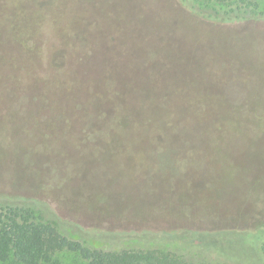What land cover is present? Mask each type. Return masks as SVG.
I'll list each match as a JSON object with an SVG mask.
<instances>
[{
  "label": "rangeland",
  "instance_id": "rangeland-1",
  "mask_svg": "<svg viewBox=\"0 0 264 264\" xmlns=\"http://www.w3.org/2000/svg\"><path fill=\"white\" fill-rule=\"evenodd\" d=\"M9 1L0 0V20L7 24L0 29V206L30 210L88 248L155 247L201 264H264V0L224 7L193 0H73L83 22L70 33L84 37L71 41L60 34L49 38L47 19L42 25L19 20L34 0L20 1L22 13L7 14ZM61 27L66 32V23ZM50 45L98 48L102 57L109 54V63L98 57L85 64L88 70L76 66L79 76L62 65L74 90L55 84V91L34 80L41 90L33 92L27 76L32 64L40 75L62 76L45 57ZM189 46L205 54V62L187 54L175 60ZM137 49L145 55L135 58ZM156 49L166 51L175 70L189 73L196 85L186 110H197L206 99L215 113L211 127L231 118L242 132H252L244 157H215L213 147L174 157L166 131V157H109V119L100 113L102 121L95 123L97 112L84 106L87 91L77 88L94 89L117 57L132 71L142 64L137 59H154ZM233 142L224 136L222 143ZM224 230L236 232L199 237ZM54 256L58 264L83 261L69 250Z\"/></svg>",
  "mask_w": 264,
  "mask_h": 264
},
{
  "label": "trees",
  "instance_id": "trees-1",
  "mask_svg": "<svg viewBox=\"0 0 264 264\" xmlns=\"http://www.w3.org/2000/svg\"><path fill=\"white\" fill-rule=\"evenodd\" d=\"M20 1L22 0L17 2L10 0V5L8 3L10 8L9 6L4 8L7 14H10V9L22 13L26 6L21 5ZM34 1L28 8L30 12L19 20L31 21L33 24L39 22L42 25L43 21L47 19L49 34H51L49 38L55 34L64 35L69 41L73 37L77 39L79 36L84 37L83 34L79 35L77 32L70 33L73 28H78L79 24L83 22V17L77 11L72 10L75 1ZM193 1L206 7H224L233 3H239L240 6L250 5L247 0ZM253 2L256 4V1ZM262 14L260 13V15ZM8 18H10V24L12 21L16 27L15 18L13 16ZM12 18L13 20H11ZM62 22L68 26L67 33L63 32ZM6 25L4 19L0 20V29ZM66 46H68L66 49L64 47L53 49V46L50 45L44 50L45 57L47 55L49 58V66L54 67L57 74L62 71V76L52 75L49 77L47 75L49 72L40 75L36 64L28 67L27 76L30 77L28 88L31 91L41 90V87H36L34 80H38L39 84L40 81H43L44 84L45 82L49 83L47 87L55 91V84L62 86L58 87L57 90H61L63 87L68 88V90L73 89L77 86L69 74L80 75L76 66H79L80 69V65L83 64L84 70H88L89 66L85 64L89 63L90 65L93 61H97L98 57H100L99 59H107L109 63V54L104 52L106 56L102 57L103 53L99 52L103 50L98 48H90L87 45L86 47ZM190 46L184 48L183 52L186 53L178 51L181 55L178 54L179 56L175 60H182L187 54L190 59L205 62L207 58L205 54H200L199 51L193 50ZM168 51L173 53L171 50ZM141 54H144L141 50L134 51L135 58ZM154 54L152 60L137 59V63L142 64L133 67L132 71H129L126 65L121 62L120 57H117L116 60L110 61V66L108 64V71L98 77L94 89L89 88L90 85L77 88L81 89L80 91L84 89L87 91V101L84 106L92 107L97 112L98 117H96L95 123L99 125L102 121L99 116L100 113L104 119L105 114L109 119V157H166V146L163 140L165 131L168 132L170 142L168 147L175 155L174 157H191L194 150L201 149L203 151L204 149L206 152L212 147L216 149L212 151L215 157H244L245 144L252 132H242L231 118H227L224 123L215 125V128L211 127L210 121L215 113L207 110L209 107H206L208 104L206 99H202V105L197 110H186L184 104L193 98L192 87L196 85L191 84L192 79L188 76L189 73L185 75L182 70L180 72L175 70L174 65H171L172 59L168 57L166 51L156 49ZM36 55L35 50L33 57H37ZM128 58L130 57L127 56ZM76 60H80L81 64ZM34 63L38 64L39 60ZM66 64L68 68H66ZM160 64L166 67L161 69ZM62 65L69 74H65ZM202 67L203 65H200L199 70H197L198 73ZM68 84L71 87H68ZM86 111L85 109L84 112ZM211 128L214 130L212 131ZM246 134H250L248 138ZM224 136L234 137V142L230 146H227L226 143V147H224V143H222ZM258 230L257 228L253 233H258ZM224 232L223 234L202 233L199 237L217 239V236L234 235L236 231L224 230ZM172 235L175 239L176 232H173ZM259 248L264 256V241ZM62 250L79 254L83 261L75 264H201L183 254L165 248L106 250L84 247L79 242L61 235L51 224L40 221L38 217L32 215L30 210H16L9 205L0 206V264H58L59 261L54 255Z\"/></svg>",
  "mask_w": 264,
  "mask_h": 264
}]
</instances>
